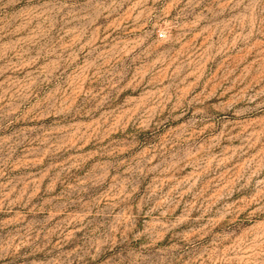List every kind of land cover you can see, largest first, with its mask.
Segmentation results:
<instances>
[{"label":"rangeland","instance_id":"1","mask_svg":"<svg viewBox=\"0 0 264 264\" xmlns=\"http://www.w3.org/2000/svg\"><path fill=\"white\" fill-rule=\"evenodd\" d=\"M0 264H264V0H0Z\"/></svg>","mask_w":264,"mask_h":264},{"label":"built area","instance_id":"2","mask_svg":"<svg viewBox=\"0 0 264 264\" xmlns=\"http://www.w3.org/2000/svg\"><path fill=\"white\" fill-rule=\"evenodd\" d=\"M164 34L163 33H161V36H163Z\"/></svg>","mask_w":264,"mask_h":264}]
</instances>
